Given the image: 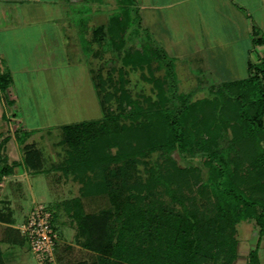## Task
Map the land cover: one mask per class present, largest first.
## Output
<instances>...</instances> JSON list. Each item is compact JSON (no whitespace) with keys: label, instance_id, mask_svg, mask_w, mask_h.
Returning a JSON list of instances; mask_svg holds the SVG:
<instances>
[{"label":"trees","instance_id":"1","mask_svg":"<svg viewBox=\"0 0 264 264\" xmlns=\"http://www.w3.org/2000/svg\"><path fill=\"white\" fill-rule=\"evenodd\" d=\"M93 2L82 0L87 6L74 12L78 44L85 59L102 60L97 71L117 72L114 104L107 103L112 93L102 91L100 73L88 67L101 116L58 126L66 156L53 166L70 173L82 191L91 186L108 198L109 206L98 213H72L76 240L96 253L94 262L83 264H232L236 224L248 218L258 227V239L247 264H258L257 247L264 235V48L256 62L248 59L245 77L218 81L211 97L193 100L172 82L174 59L142 26L136 0H116L105 22L86 37L96 11ZM251 36L254 45H264L254 27ZM122 67L145 69L142 76L152 84L155 100L131 97ZM156 70H163L162 78L154 76ZM10 84L9 72H1L0 90ZM173 150L203 158L205 177L190 174L191 167H177L192 176L191 185L205 199L202 205L161 172L163 163L173 162ZM153 152L156 167L142 187L134 169L137 163H149L140 159ZM42 161L39 149L24 145V163L39 170ZM70 202L79 204L78 199L66 201L67 208ZM0 219H5L1 210ZM0 264H5L1 250Z\"/></svg>","mask_w":264,"mask_h":264},{"label":"crops","instance_id":"2","mask_svg":"<svg viewBox=\"0 0 264 264\" xmlns=\"http://www.w3.org/2000/svg\"><path fill=\"white\" fill-rule=\"evenodd\" d=\"M72 2L76 0H0V73L8 71L11 77L10 86L5 91L0 90V210L5 215V219H0V250L5 264H37L27 245L18 242V236L22 235L17 227L32 207L30 204L25 210L26 204L21 201L26 197L24 181L28 183L31 203L36 199L28 174L48 175L43 171V163L39 170L24 163V145L34 144L38 149L29 139L39 128L26 123V118L18 116L7 100L13 105H22L26 96L24 87H32L37 79L30 73H49L57 67L55 56L65 46L64 41L60 43L64 33L60 24L70 21L72 13L67 8ZM109 2L99 0L92 5L101 8L97 14L105 16ZM136 3L141 23L171 57L240 56L246 67L248 59L256 62L264 48V45H254L251 36L252 27L258 35L264 36V0H136ZM63 26L70 27L69 24ZM71 41L72 50L77 51L72 36ZM222 79L215 78L216 81ZM49 113L40 117L51 121ZM50 180L52 188L60 193L61 182L55 177ZM37 185L39 192L44 193V184L39 181ZM67 200L60 197L57 201L47 200L45 204L57 233L55 263L94 262L96 253L76 240L70 211H65V215L60 213Z\"/></svg>","mask_w":264,"mask_h":264},{"label":"rangeland","instance_id":"3","mask_svg":"<svg viewBox=\"0 0 264 264\" xmlns=\"http://www.w3.org/2000/svg\"><path fill=\"white\" fill-rule=\"evenodd\" d=\"M108 6H106V12H110L116 6V0H110ZM96 0L94 3H98ZM90 5V4H89ZM87 5L82 3V0H76L72 2V5L67 8L72 13L70 15L69 22H61L60 28L62 29L63 39L61 38L60 43L65 42L64 49L60 48L58 52L57 60L55 64L57 67L49 72H33L36 76L32 87H24V96L22 100V105H13L10 103L11 108L18 116H23L26 118V123L35 124L39 129H35L33 135L29 140L35 142L38 149L43 155V171L47 174H33L30 173L29 179L31 186L36 194V199L31 203V197L29 195L28 183L24 181L26 197L22 199L24 202V209L34 204L39 203L45 205L47 200H55L60 197L68 199L67 201H72L73 199H78V203L70 202L71 208L67 210V206L60 209V213L65 215L70 211L72 226L75 227L76 233V220L73 217V212L82 213H98L102 209L109 206L107 195L101 191H95L91 186L85 188V192L81 189V183L73 178L70 173H64L60 169L54 168L55 164L61 163V161L66 156V144H62L59 140L62 138L63 133L57 128L59 123L66 122H76L86 119L99 118L101 116L100 107L92 86L90 73L88 72V67L95 69V73L99 72L104 83L101 85L102 91H109L112 93V86L117 78V72H110L109 69L103 68L102 70H96L102 60L95 58L93 56L86 57L81 56L80 46L78 44V35L76 33L77 27L74 20L77 19L78 14L74 12L79 11ZM92 9H96L92 13L91 19L88 23V30L86 32V37H91V31L94 26H97L104 19L106 20V15L98 13L100 10L96 5H92ZM89 11L85 8L84 14L87 16ZM96 14V15H94ZM144 20H148L144 18ZM67 23V24H66ZM69 24V29L65 28ZM74 26V27H72ZM142 26L146 27L144 24ZM66 33L68 35H66ZM153 36V34H151ZM71 36L75 38V44L77 51L72 50ZM96 47V45H93ZM53 54V58H54ZM108 53L104 55V58L108 57ZM252 57V56H251ZM38 57H34L37 59ZM174 60V70L175 75L172 78V82L175 83L178 91L188 92L191 99H199L203 97H211L214 93L210 92L211 88L214 87L218 81L216 79L222 78H241L247 75V70L245 67L244 59L240 56H183V57H172ZM36 65V64H35ZM118 66H120L118 64ZM87 67V68H86ZM207 67V68H206ZM125 70V87L128 93L133 98L141 100V96H151L154 100L156 98L155 90L150 82L143 78L142 74H146L145 69L122 67ZM219 69V71H218ZM229 69V70H228ZM209 70V71H208ZM217 70L216 73H213ZM213 74V75H212ZM20 76L19 74H17ZM164 75L163 70H156L154 76L162 78ZM23 77V76H22ZM101 79V80H102ZM224 80V79H222ZM98 81V80H97ZM32 83V82H31ZM101 84V81L99 82ZM26 84V83H25ZM27 85V84H26ZM34 94H31L30 92ZM115 96L109 94L107 103L114 104ZM48 111V115L51 112V121L47 120L45 117L40 116ZM29 117V119H28ZM33 146H35L33 144ZM114 148L112 149V151ZM157 153L153 152L148 157H143L140 160L147 161L149 163H137L134 169L135 180L140 181L141 186L145 183L147 184L150 178V173L155 169L156 164L154 163L157 158ZM170 158L173 162H165L162 165L161 172L169 177L176 186L177 183H181L180 191L185 194H190L194 197L198 205H202L205 200L200 193H196V186L192 184V176L182 175L181 171L177 167H183L188 169L189 173L196 174L200 173L201 176L205 175V168L202 165L203 158L198 153L192 156H184L177 150L170 152ZM192 167H196L193 168ZM51 177L58 179L60 184V193H57L52 187L53 184L50 180ZM46 187L44 193H40L38 189L39 186L37 182L39 181ZM175 180V182H174ZM186 183V185H185ZM50 185V186H49ZM49 186V187H48ZM48 187V188H47ZM143 187V186H142ZM192 187V191L189 189ZM50 188V189H49ZM49 189V190H48ZM144 189V188H143ZM84 192V193H83ZM66 197V198H65ZM163 199L168 200L167 195H162ZM181 197V195H180ZM37 201V202H36ZM46 206V205H45ZM176 206H178L176 204ZM69 207V206H68ZM55 223V222H54ZM21 224V223H20ZM19 224V225H20ZM17 225V224H16ZM18 225V226H19ZM1 235V234H0ZM236 258L232 264H247L249 251L254 248L258 239V227L253 219L240 220L236 224ZM24 244L27 245L26 242ZM28 247V246H27ZM96 255V254H95ZM96 257V256H95ZM257 259L258 264H264V235L260 238L257 247ZM38 264V263H37ZM56 264V263H55Z\"/></svg>","mask_w":264,"mask_h":264},{"label":"built area","instance_id":"4","mask_svg":"<svg viewBox=\"0 0 264 264\" xmlns=\"http://www.w3.org/2000/svg\"><path fill=\"white\" fill-rule=\"evenodd\" d=\"M17 228L38 264H55L57 233L45 205L34 203Z\"/></svg>","mask_w":264,"mask_h":264}]
</instances>
